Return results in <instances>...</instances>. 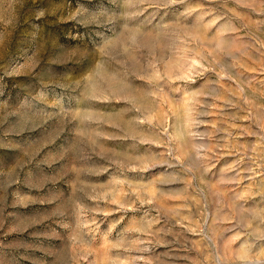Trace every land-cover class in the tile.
I'll return each mask as SVG.
<instances>
[{"label":"rangeland","instance_id":"1","mask_svg":"<svg viewBox=\"0 0 264 264\" xmlns=\"http://www.w3.org/2000/svg\"><path fill=\"white\" fill-rule=\"evenodd\" d=\"M0 264H264V0H0Z\"/></svg>","mask_w":264,"mask_h":264}]
</instances>
